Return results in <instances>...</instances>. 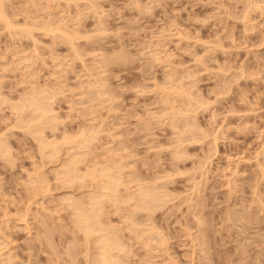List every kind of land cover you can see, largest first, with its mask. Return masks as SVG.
I'll return each instance as SVG.
<instances>
[{"label":"rangeland","instance_id":"obj_1","mask_svg":"<svg viewBox=\"0 0 264 264\" xmlns=\"http://www.w3.org/2000/svg\"><path fill=\"white\" fill-rule=\"evenodd\" d=\"M69 1H72V0H62V2L61 1L58 2L55 0L53 1L49 0V2L48 0H35L36 5H31L32 2H30V0L29 1L28 0H10L9 2L11 3V5L7 4L9 2L5 3L6 6H10V10L8 7H6V11H7L9 19L10 18L13 19L11 20L13 21V23L14 22L18 23V24L16 23L17 25L14 23V26L18 27L17 34H19V32L20 34H23L19 30L20 28H22V25H23V28L28 29L32 27L34 24L36 25V23L41 24L44 22V24H47L49 22V25L52 26V22L54 23L57 19L59 20V18L62 19L61 17H63V21H61L63 24L58 23L57 25L62 24L61 28L63 27L62 28L63 30H65L67 33L69 32V34H71L74 38H77V40L74 39V42H73L77 45L75 46V48H77L75 49L77 50L75 51L77 55H74V52H72L73 49L70 48V46H68L65 42L64 43L61 42L59 38L58 40L56 38L53 40L52 34L47 33L45 35V32L40 33L44 31L42 30V26H41L44 24H41L40 25L41 27L39 28L37 25H36L37 27H34V26L32 27L35 30H33L34 32L31 31L33 37L30 39L29 37L26 38V36L24 38L22 37L23 35H20V34L19 35L21 37L20 36L17 37L16 30H14L15 32H11V31L3 32L4 29H2L3 28L2 26L4 25L2 22H0V35H1L0 36V72L2 71L4 72V73H0V88H1L0 95H3V96H0V101L2 99L5 102H9V101L12 102V103H5L3 101L0 102V104H6L5 106L0 105L1 106L0 107V136L2 134L3 136L5 135V138H3L2 136L0 137V139L3 142H8V143H5L9 145L8 146L9 150L7 149V151H12L10 152L11 153L10 155H8L9 152L6 153L7 155L4 154L5 156H10V157H7L8 159H3L6 157H2L3 155H0V186L2 190H4V191H1V188H0V193H1L0 194V222H2L0 224V233H1L0 238L3 239L5 236V238L9 237L11 239L10 241L9 239H5L6 241L4 239L3 240L0 239L2 242L4 241L8 242V243L2 244V247L5 244H9L8 245L9 252L5 251L4 249L0 247L2 249L0 251L1 252L3 251L2 253L0 252V254L2 255L3 253H6V252L9 253L8 255L7 254H3V255H7V258L9 256H12L11 259L13 260L10 261L11 260L10 259L9 261L10 263L11 262L14 263L15 261L16 263L14 264H69V263L74 264L75 261H76L75 264H87L84 258L85 245H84L83 235L80 231L77 230V228L75 227L73 223V219H71V215H69V214H72V210L71 212H69L70 210L67 209L69 212L68 214V212L65 211L66 205L64 206V208H62L63 205L59 204L60 202L58 203L57 200L58 199L60 200L61 196H63L64 198V195L67 197L72 196V195H74V197H77V195L83 191L84 192L81 194L84 195V193L86 192L85 190L87 191L89 190V188L86 186H90V185L89 183H86L85 187L82 188V190L85 189L83 191L81 189L77 190L78 187L76 184H74L77 187L76 189H75V186H71L72 190L67 189V187L71 188L70 185L67 186V184H66L67 186L66 189L63 188L64 184L62 185L61 182H58V180L54 178L55 175L54 176L52 175L53 173H51L50 169H52V167L53 168L57 167L58 168L57 171L59 172L61 167L59 169L58 165L59 164L61 165L60 162L61 160L64 159L63 157L65 156L54 157V159L57 158L59 162L56 160L53 161L52 159L51 160L49 159V161L47 159H44L45 157H43L42 154H39V151H40L38 150L39 147L37 146L36 141H34L33 139L37 137L34 136L30 138L31 135H33V132L38 130L37 128L39 127V125L37 124L38 122L36 121L33 122V124H35L36 126L38 125L37 127L35 125H34L35 127L32 126L31 125L32 123H29V124L25 123V121H28L27 120L28 118L24 115L23 118L26 117L27 119L25 118L26 120L23 122L21 121V123L22 124L25 123L26 126L29 125L30 126L29 129L34 127L36 128V130L33 128V130H35L33 132L32 130L31 131L29 130L30 132L28 130H24L21 132V129H28V128H25L26 126L22 127V125L17 124V122L20 123V120L18 121L19 118L15 116L17 115V113L14 114L16 111L13 112L11 109L12 106H13L12 108L17 107L18 105L16 106V104L19 103L20 100H23V99H19V97L21 96L23 97L25 93L28 94L32 92V90L30 89L35 83V85L33 86L35 88H38L37 86L42 85L41 88H38L40 90L41 89L43 90L44 87L46 90L47 89L48 90L57 89L59 86L63 89L62 91H60L61 89L59 88L57 89V91L64 93V94L56 93V90H54V94L56 93L57 96L55 97L56 94L54 95V97L51 96V98H54V100L53 99L51 100L50 98L52 102L49 101L50 103H52L50 107L54 108V110L52 109L53 112L54 111L57 112V109H58V112L55 115H58V117H60L61 119L59 120L60 122L56 121L54 123L58 122L60 125L57 128L55 127L56 130L54 131L49 130L50 125H52L53 122L47 121L49 122L48 124L51 123L48 126V128L46 124L41 125L46 128L45 131L42 133V138L43 136L44 138L46 137V139L48 138L47 141L49 140L53 141L56 139L60 140L61 138H58V136L62 135L61 132H64L63 130H65V133L70 134V136L71 135L75 136L74 135L75 133L78 135L79 128L81 129L86 128L84 130H87L91 127H94V128H91L94 130H96L95 128L98 129V127H99V130H101L100 128H102L103 129L102 131L106 130L107 132L99 131L100 135L99 136L97 135V139L95 138L96 140H99V141L95 140L96 142L91 143V145L95 144V146L92 147L89 145L90 147H88L92 149L90 153H92L93 156H95L96 158H100L101 156H102L101 158H103L104 155L102 153H104L105 151L104 154H106L107 150L103 148L102 144L103 143L105 144L104 145L106 146L105 148L110 149V147L113 148L114 146V149H115V146L118 145L116 143L118 140H114L116 141L115 143L117 145H115V143L113 142L111 146H108L107 143L108 142L110 143V141H112L111 139L118 138L120 140L118 141V143H121L123 141L122 142L123 144L125 145L127 144L126 148H124L123 145H122L123 147L119 145L121 148H124L123 151H127L125 153H127L128 156L130 154L133 155V156L131 155L132 157L129 156L128 157L129 159L122 158L123 160L128 159L129 160L128 163L126 160L123 161L122 159L118 157L120 160L123 161V163H125L123 167L124 169H121V171H123V174L126 172L123 175V177L126 174H128L129 176L131 174H134L133 176L137 175L139 178L141 177L139 179L136 176V178L130 182L132 186L130 185L131 187L130 186L129 187L132 189L133 188L136 189L135 187L137 186L134 187L135 184H132V182L142 183V181L145 180L143 181L142 185L143 184L146 186L150 185L149 187H153V184H154L156 185L155 187L158 188L157 191H160L157 194V196L159 195L158 197L160 199V202L162 203L159 202V204H161L159 205L160 207H157L156 210L152 212V216L150 215L152 218L151 219L148 218V220L153 219L152 222H149V223L150 224L153 223L155 225L152 226L153 225L152 224L146 227L151 228L152 226L153 228L156 226L155 229L157 233L160 234V235L156 234L157 235L156 237L160 239L163 238L161 239L163 241L162 242L157 241L153 243L160 242L162 244L159 243L160 246L156 244V246L159 247L158 249H156L157 247L154 246V244H152L154 246V248L152 249H155V250L151 252L152 251L151 249L150 250L147 249L149 247H145L143 245L141 246L142 242L139 241L140 239L137 238L138 240H135L134 238H132V236H130L131 233L130 235H127L129 234L128 232L129 226L125 227L128 229L124 228L126 230L125 232H123L124 234L121 232L123 234L122 237H125L124 238L125 240L122 239V241L127 242V244H130L128 247V245L124 243L127 245V246L125 245L126 247L128 248L131 247L130 250H132V254H131V251L130 253L128 252L129 254H131V256L128 255L127 257H131V258L129 259L127 258V260H123L125 261L124 263L126 264H237L240 262L239 264H242V263L243 264H264V206H263L264 205V187H262L264 186V181L263 183L261 181V180H264V170H263L264 169V158H261V157H264V146H263L264 145V13H263L264 12V5H263L264 0H254V3H257V4H254L256 5V7L253 6V4L251 3L247 4L249 3L250 0H151V1L150 0H80V1L73 0L72 3H68V4L65 3ZM91 2H92V5L94 6H91ZM35 3L33 2V4ZM258 3L261 5H259ZM48 6L51 8H48ZM141 6L145 8L146 11H144L145 9L141 8ZM32 7L36 9H33ZM62 7H65V8H62ZM90 7L92 10L90 9ZM47 14L49 15L52 14L51 15L52 17L48 16ZM62 14H64V16ZM93 15H96V16H93ZM47 16L50 17L49 20H47L46 18ZM79 16L82 18H80ZM33 20L35 22H33ZM46 20L48 22H46ZM97 21L99 22L97 23ZM56 23L57 22H55L54 24L56 25ZM55 25L54 27H56ZM74 26H77V27H74ZM39 29L40 31H36ZM6 32H9V33L7 34ZM12 33L13 34L15 33V39L14 37L10 39L11 37L9 36H11L10 34ZM57 34L58 33H56L55 35ZM160 34L162 36H160ZM94 35L95 37H93ZM177 36H180L182 38L179 39L180 37H177ZM32 40L34 42H32ZM33 43H36V44L33 45ZM37 44L40 46H38ZM157 44H159L158 46H161V50L167 51L165 52L166 54L168 55L170 54L169 56H170V59H172L171 60L172 63L170 62V59H168L169 60L168 63H171V65H168V64L164 65L165 61L164 62L161 61L163 59L162 54H159V56L157 55L158 57H161V59H158V58L151 59L152 57L150 56L151 50H153L152 51L153 53L160 50V48L158 47L157 48L158 50L155 51ZM36 47L38 51L36 50ZM34 48L36 51L34 50ZM24 49H26V51ZM6 50H9V51L7 52ZM146 50H149V51L144 52ZM4 52H6V54ZM35 52H37V54H34ZM14 53L16 55L18 54L17 57H15L16 55ZM24 54L28 56L30 55L29 57L26 56L28 58V59L26 58V62L28 60L27 64H25L26 62L24 59L25 58ZM2 55H5V57H3ZM54 55L56 56V58H53ZM72 56H75V57H72ZM77 56H79V59L77 58ZM84 56L86 57L84 58ZM194 56L196 57L193 58ZM82 57L84 59H81ZM105 57L106 58L108 57L109 60L112 59L113 62L112 61H110L111 63L106 62L107 64L106 65L105 63H103V60L106 59ZM40 58L43 59L45 63ZM89 59H91V62H89L90 61ZM143 59L145 61H143ZM55 60L60 62V64H62L61 66L60 64H58V66H60L59 70L61 71V73L64 72L63 74L58 73L60 71L56 70L58 68L56 66L57 62ZM81 60L82 62H80ZM147 60L148 61L156 60V61L147 63L148 62ZM11 62H13L12 65L10 64ZM17 63H19V65ZM81 63L82 65H80ZM116 63H119V65L121 64L122 65L118 67ZM43 64L45 66H43ZM5 65L9 67H4ZM23 65H27L25 67L27 68L31 67V68L28 70L24 69ZM53 65H55L56 67L55 66L53 67ZM172 65L174 66L172 67ZM15 66L18 70H16ZM82 66L83 68L87 66L88 68L87 67L86 68L88 70L86 68L83 69ZM95 66H98L99 68ZM12 67L14 69H12ZM61 68L63 69V71ZM167 68H170L172 71ZM25 70L28 72L30 71V73L25 72ZM95 70L96 72H94ZM174 70L176 71L173 72ZM85 71L87 72L85 73ZM71 72H74V73H71ZM171 72L175 74V77L173 78L171 77V76H174L173 73ZM90 73H93L92 74L93 77L91 78H90V75H91ZM98 73L99 75H97ZM169 73H170V79L175 78L174 80H171L172 82H174V83H171L174 85L173 88L175 86H177V88L179 87L182 88L185 86L186 88L184 87L183 89H187L189 91L191 90L193 93L197 95L200 94L198 96L195 95V97L197 99L200 97L199 100L202 105H204L206 102H208L206 105L211 104L209 106H204V107L196 106L195 108H198V109L195 110V108H193L189 102H182V101H185V99L184 100L182 98L177 99L178 98L177 97L175 98L176 99L175 100L173 98L176 101V103H173V104H176L177 108L179 107V110H185V109L189 110V112H187V114L189 113L187 115V119L190 121L195 119L196 121L195 120L194 121L197 122L196 125H198L197 128L200 127V130L204 131L206 134L204 135L205 137L200 136L199 133L195 134V135H198V137L194 138L195 139L194 141L190 140L193 143L187 140L183 141L182 142L183 144L181 145V147L185 150V156H184V160L180 159L181 161L179 160L178 162L175 158H173L175 157L173 155V153L175 152L173 151V149L175 150L177 149V146H178L177 144L179 143L175 144V141L177 142L176 138H179V137H177L176 136L177 134L174 131H172L171 126H168L169 118H166V117H170L171 111L170 113L168 111L172 109L167 110L166 111L167 113L164 112L172 104H170L171 101L164 103L163 99L166 98L165 92H164L165 98L162 95L163 92H158V91H161L162 89L160 87H165V89L166 87L171 88V85H160L165 81L170 82V80H167L165 78L167 76L166 74H169ZM28 74L29 75L32 74L30 75L31 77H29ZM49 74H52V75L48 76ZM75 74H77L79 78ZM188 75L191 76L190 79L188 78L189 77ZM32 76H35L36 78ZM2 77L3 79L1 81ZM74 77H76V79ZM85 77L86 79H84ZM98 77L102 79L100 82L103 85L99 84L100 78ZM95 79H97L98 81H95ZM91 80L94 81L95 85L99 84L98 86H102V87H99L100 88L99 92L105 91V94L107 95V96L106 95L103 96L101 95V93L98 94L100 95V97L103 96V98H105V100L101 98L105 102L100 101L101 99L100 97H98L99 100L97 101L98 103L99 102L101 103L97 106L98 108L95 107L97 114L95 113V110L92 108L94 107L92 106L93 104L95 103L97 104L96 100L94 101L92 99L94 102H89V100L87 99V98L91 99L92 97L93 98L97 97L95 95L97 94L98 91L94 95L95 89H91L92 87L95 86L94 84H92ZM161 80H165V81L161 82ZM48 82L50 84V85L48 84L49 85L48 87H51V89L47 88L46 86ZM22 83L25 86H23ZM62 83H65L64 87ZM77 83H80V84L78 85ZM182 83H184L185 85ZM53 84L56 86H53ZM81 84L83 85L80 86ZM87 84H91V85L89 86ZM76 86H78V89L80 90L82 88H85L82 90H87L86 92H88V89L93 91L91 93L89 92L87 93V94H93V96L87 95L88 97L84 98L81 95L84 94L85 92L83 93L82 91H79L76 88ZM7 87H9V89H7ZM86 87L88 89H86ZM157 87H159L160 90L159 88L157 89ZM106 88L107 89L110 88L109 90L110 96L108 95L109 92L108 90H106ZM28 89L31 92H28L29 91ZM151 90L156 93L151 92ZM51 91L53 92V90ZM49 92L48 94L52 95ZM44 93L47 94V92H44ZM79 93H82V94H79ZM4 96H7V98L12 99V100H9ZM40 96H42V94H40ZM40 96H39V99H40ZM84 96L86 95L84 94ZM106 97H109V98H106ZM15 99L17 100L15 101ZM107 101L109 104L106 103ZM157 101H159L158 104H157ZM160 103H163V104H160ZM166 103H168L169 105H166ZM12 104H14L15 106ZM155 104L158 107H154ZM176 105H173L171 107H175ZM86 107H89L88 111H91V113L93 112L92 110H94L95 114L92 113V115L94 114L92 117L90 114L89 115L90 118L85 115L88 113ZM192 108L194 111L192 110ZM97 109H99L100 111L99 110L97 111ZM101 109H103L104 111ZM107 111H110V112H107ZM106 114H108V116ZM151 114L153 116H151ZM156 114L157 116H155ZM22 115L20 114L19 116L22 118ZM99 115H101V117H103L104 115V117L101 118ZM163 115H164V118L162 117ZM155 117L158 120L155 119ZM62 118L64 119L62 120ZM83 118L85 119L83 120ZM92 118L93 120H91ZM75 119H77V121ZM164 119H165L164 121L165 123L164 122L162 123ZM102 120H104L103 121L104 124H101ZM180 120L183 121V119L181 118ZM93 121L94 122L97 121V122L94 123ZM82 124H85V125H82ZM100 124L101 126L103 125V127H101ZM13 125H16L19 127L16 129L15 127H12V129L10 130L9 126H13ZM116 126L119 128H116ZM178 126L180 127V125ZM150 127L153 129H151ZM6 128H9V129L6 130ZM111 128L114 130H112ZM181 128H182V125H181ZM5 130L6 132L4 133ZM40 130H42V128H40ZM79 131L81 130L79 129ZM88 131H92V130H88ZM121 131L124 132V134H122ZM181 131L182 129L180 130V132ZM28 133H32V134L28 135ZM109 133L113 134L114 138L111 137L110 139L111 135H109ZM174 133L176 135H172ZM103 134H106V135H103ZM178 134L181 135L182 133H178ZM53 137L55 139H53ZM187 138H189V135L187 137L184 136V139H187ZM198 140L200 141L198 142ZM98 143H101V144H98ZM170 145L172 146L177 145V146L171 147ZM119 146H117V148ZM94 147H96V149H94ZM98 147L99 149H97ZM169 148L171 149L168 150ZM85 149L86 148L82 149L80 153H85V152L87 153L88 150H85ZM94 150L96 151L94 152ZM121 151H117L119 154L123 155L121 157H124V156L127 157V155L124 152L121 153ZM62 153L63 152H61L60 154L63 155ZM90 153H89V156H91ZM167 153L169 154L167 155ZM40 155L42 159L39 158ZM108 155L109 154L105 156L107 159H104V158L102 159L103 162H105L104 160H107L106 162L109 161L110 158ZM186 155L188 156L187 158H186ZM89 156H87L85 162L79 165V168L82 172L84 171L86 166L91 167L92 163L96 161V160L91 159L94 157H91L90 159L92 161H90L88 159ZM133 157L135 158L133 159ZM10 158H13L12 161L10 160ZM43 159L46 161V162L44 161V164L42 161ZM3 160H5V162ZM98 160L99 159H97V161ZM139 160H142V161H139ZM257 160L258 162L260 161L261 163L255 162ZM6 161H8L9 163ZM40 161L42 162L40 163ZM49 162L52 165H50ZM168 162L171 163L173 166L172 165L170 166ZM254 163L255 164L257 163V164L255 165ZM35 164H38L39 166ZM102 165H104V163ZM198 165L199 166L201 165V166L199 167ZM260 166H261V169H259ZM37 167H38V170H37ZM41 167L43 169V171L41 169L42 173L44 174L45 172L46 174L44 175H47V177L46 176H43V177L48 179V181H52V182H48L49 184H46L47 186L43 185L44 188H48V189L38 188L35 182L36 178L39 176L38 173L39 172L41 173V171H39V168ZM52 170H55V169H52ZM37 171L39 172L35 173ZM179 171H181L182 173ZM191 173L192 175H190ZM232 173L234 174L232 175ZM43 174H40V175H43ZM177 174L179 178H177ZM254 174L256 175L254 176ZM133 176H131L132 177L131 179L134 178ZM157 177L159 178L157 179ZM30 178L33 181H30ZM124 178L127 179V177H124ZM231 178L233 180V183H230ZM46 179H44V184L47 182L45 181ZM54 180H57V181H54ZM125 181H128V180H125ZM32 182L33 183L35 182L34 185L36 186L35 188L37 190L34 187H32L34 186ZM23 183H26L25 186L23 185ZM126 183H129V182H126ZM59 184L62 185V187H60ZM229 184L233 185L234 187L233 186L231 187V185ZM253 185H256V186H253ZM30 187L35 189L38 195L37 193L34 195L35 193L34 191H33L34 193H32L33 195H30L31 194L30 191L32 190ZM232 188H233V192L231 191ZM162 189L165 190V193L161 191ZM253 189L254 191L257 190V192L255 191L256 194L253 191ZM69 190H71L72 192H74L75 190V194L70 192L71 194L67 195V193H69L68 192ZM131 190L130 191L128 190V191L131 192ZM133 191L134 190H132V192ZM181 191L185 192L187 195L185 193H182ZM123 192H126V191L123 189ZM123 192H120V193H123ZM175 192H177V195ZM2 194H5V195H2ZM162 194L163 195L165 194L164 197H162ZM119 195H122V194H119ZM258 196L260 198H257ZM9 198H13V199H9ZM34 198H36L37 200ZM10 200H13V201H10ZM29 200L33 203L30 204ZM261 201L263 202L261 203ZM126 202H127L128 207L131 208L130 204H133L132 202L134 201H131L129 203L128 201ZM178 203L182 207H180ZM260 203L263 205H261ZM29 204L31 206H29ZM114 204L119 205L117 204V202L113 203V206ZM122 204H125V203H120V207H119L120 210L118 209V212L120 213L116 212L117 213L116 214L113 211V214L111 213L109 214L108 212L107 213L105 212L106 214H108V218L109 220L111 219L110 221L112 223L111 224L110 221L107 220L108 218L105 217L106 220L109 221L107 222L105 220L104 223L106 225L108 223L113 226V224L115 223L114 225L116 228L118 229L119 227L123 228L120 225L122 224L121 223L122 220H120L119 218L123 219L124 222H127L129 217L128 215H126L125 212L131 211L130 213H132V210L134 212L135 209L132 208V210L125 211L124 209L125 208L128 209V207L124 205L122 206ZM12 205L13 206L16 205V207H13ZM59 205L61 206V208ZM111 205L112 204H108L107 206L106 204L105 208H108V207L111 208ZM26 207H28L29 209H27ZM117 208L115 209L117 210ZM62 209H65V210L63 211ZM18 210H20L21 213ZM105 210L107 211L108 209H105ZM137 211L139 210H136V212ZM109 212H112V211L109 210ZM136 212L132 214L137 215L135 216L136 217L135 219L138 221L137 223H140L139 221H141L140 224L142 223L148 224V222L145 221L146 216L143 217V215H145L143 211L142 212L139 211L137 213ZM67 214L69 216H67ZM122 214L127 216L128 218L127 221H125L126 219H124L126 218V216ZM234 214L236 215L233 216ZM49 215H51V217ZM68 217L70 218L69 221L71 222L68 221L69 219ZM131 217L132 216H130V219H132ZM1 218H3L2 221H1ZM52 219L54 220V222ZM136 220H134L133 222L136 223L135 222ZM245 220L247 221L249 220L250 223ZM44 221H45V224H43ZM116 223H118L119 227H117ZM126 224H124V226ZM212 224L214 227L212 226L210 228ZM144 225L143 227H145ZM138 227L139 229L142 228V226L141 227L138 226ZM58 228H59V231H58ZM46 230H49V231L46 232ZM120 230L124 231L123 229H120ZM213 230H214V234L212 233ZM50 231L53 232V234H51V235H54L53 237L49 236ZM71 231H74V232H71ZM201 235L202 236L206 235V236L201 237ZM44 236H49V237H45L44 239ZM153 236L155 238L154 232H153ZM47 238H52L50 239V240H53L51 241L52 243L49 240H48L49 242H46ZM160 239H154V240H160ZM197 239H200L203 243L202 242L200 243V240L198 241ZM228 240H230V242ZM136 241H139L140 244L139 242H136ZM2 242H0V244ZM197 244H200V245H197ZM193 245L194 246L197 245V247L196 246L194 247ZM143 247H145L146 250ZM69 249H70L71 254L69 255L65 254L69 252L68 251ZM50 250L52 251V253ZM146 251H149L151 255H149V253ZM237 252H239V254H237ZM133 254H136V256ZM147 254L148 256H150L149 258L148 256H145ZM5 258L4 256L0 257V260H1L0 264H4L2 262L4 261L3 259ZM70 258H72L75 261L70 262L72 261V259ZM124 258L126 259V257ZM139 258H141V260ZM235 259H240V260H236L235 262ZM133 260L134 262H131ZM47 261H50V262H47Z\"/></svg>","mask_w":264,"mask_h":264},{"label":"bare ground","instance_id":"obj_2","mask_svg":"<svg viewBox=\"0 0 264 264\" xmlns=\"http://www.w3.org/2000/svg\"><path fill=\"white\" fill-rule=\"evenodd\" d=\"M10 1V0H9ZM9 1H7V0H0V22H2L3 23V25L4 26H2L1 28L2 29H4V31L3 32H5V31H11V32H15L14 30H16V34H17V29H18V27H15L14 26V23L16 24L17 22H14L13 23V21H11V20H13V19H9V17H8V14H7V11H6V7H8L9 8V10H10V6H6L5 5V3L6 2H9ZM29 1V0H28ZM53 1V0H52ZM55 1H58V2H62V0H55ZM73 1V0H72ZM72 1H69V2H65L66 4H68V3H72ZM78 1H80V0H78ZM151 1V0H150ZM30 2H32L31 3V5H36V3H35V0H30ZM33 2L35 3V4H33ZM46 2V1H45ZM48 2H49V0H48ZM90 2V1H89ZM131 2V1H130ZM247 2V1H246ZM258 2H260V1H258ZM261 2H263V1H261ZM25 3V2H24ZM53 3V2H52ZM140 3V2H139ZM253 4V6H255L256 7V5H254V4H257V3H254V0H250L249 1V3H247V4ZM8 5H11V3L9 2V3H7ZM18 4V3H17ZM38 4V3H37ZM133 4V3H132ZM246 4V5H247ZM259 4V3H258ZM40 5V4H39ZM49 5V4H48ZM87 5V4H86ZM259 5H261V4H259ZM264 5V4H263ZM14 6V5H13ZM89 6V5H88ZM91 6H94V5H92V2H91ZM137 6V5H136ZM139 6V5H138ZM143 6V5H142ZM141 6V8H143ZM148 6V5H147ZM252 6V5H251ZM258 6V5H257ZM24 7H26V6H24ZM259 7H261V6H259ZM14 8H16V7H14ZM22 8V7H21ZM33 9H36V8H34V7H32ZM48 8H51V7H49L48 6ZM62 8H65V7H62ZM98 8H100V7H98ZM97 8V9H98ZM19 9V8H18ZM27 9V8H26ZM31 9V8H30ZM38 9V8H37ZM46 9V8H45ZM61 9V8H60ZM90 9H91V7H90ZM143 9H145V8H143ZM248 9V8H247ZM254 9V8H253ZM255 9H257V8H255ZM260 9V8H259ZM21 10V9H20ZM41 10V9H40ZM48 10V9H47ZM92 10V9H91ZM101 10V9H100ZM246 10V9H245ZM251 10V9H250ZM263 10V9H262ZM58 11V10H57ZM61 11V10H60ZM64 11V10H63ZM144 11H146V9L144 10ZM261 11V10H260ZM149 12H151V11H149ZM246 12V11H245ZM15 13V12H14ZM18 13V12H17ZM52 13V12H51ZM141 13V12H140ZM264 13V12H263ZM29 14V13H28ZM50 14V13H49ZM49 14H47L48 16H50V17H52L51 15L53 14H51V15H49ZM90 14V13H89ZM96 14V13H95ZM246 14H248V13H246ZM262 14V13H261ZM33 15V14H32ZM63 16H64V14H62ZM16 16H18V15H16ZM26 16H28V15H26ZM39 16H41V15H39ZM46 17L47 18V20H49V18L50 17ZM56 16H58V15H56ZM92 16V15H91ZM93 16H96V15H93ZM99 16H101V15H99ZM23 17H25V16H23ZM31 17V16H30ZM34 17V16H33ZM80 17V16H79ZM243 17V16H242ZM250 17V16H249ZM26 18H28V17H26ZM38 18V17H37ZM62 19H60L59 18V20L57 19L55 22H57L56 23V25L52 22V26L51 25H49V22L46 20V22H48L47 24H44V22L43 23H41V24H44V25H41V24H37L36 23V25L38 26V28L39 27H41L42 26V30H44V31H42V32H40V33H43V32H45V35L47 34V33H50V34H52V38H53V40L56 38L57 40H58V38H59V40L61 41V42H65L68 46H70V48H72L73 49V51L72 52H74V55H77L76 54V52L75 51H77V50H75V49H77V48H75V46H77L75 43H73L74 42V39L75 40H77V38H74L71 34H69V32L67 33L65 30H63L62 28H61V25L63 24L61 21H63V17H61ZM74 18V17H73ZM80 18H82V17H80ZM97 18H99V17H97ZM241 18V17H240ZM248 18V17H247ZM36 19V18H35ZM94 19V18H93ZM32 20V19H31ZM54 20H55V18H54ZM83 20V19H82ZM242 20H243V18H242ZM77 21V20H76ZM75 21V22H76ZM28 22H30V21H28ZM33 22H35L34 20H33ZM37 22V21H36ZM85 22V21H84ZM99 21H97V23H98ZM246 22H247V20H246ZM245 22V23H246ZM58 23H62V24H59V25H57ZM78 23H80V22H78ZM243 23V22H242ZM18 24V23H17ZM16 24V25H17ZM65 24V23H64ZM76 24V23H75ZM20 25V24H19ZM35 24L33 25L34 27H37ZM41 25V26H40ZM54 25L56 26V27H54ZM79 25V24H78ZM249 25V24H248ZM251 25V24H250ZM29 26V25H28ZM32 26V27H33ZM58 26H60V27H58ZM101 26V25H100ZM253 26V25H252ZM32 27H30V28H28V29H26V28H23V25H22V28H20L19 30L23 33V34H20V32H19V34L20 35H23L22 37H24L25 38V36H26V38L27 37H29L30 39L33 37L32 36V33H31V31H33V30H35L34 28H32ZM74 27H77V26H74ZM79 27V26H78ZM249 27V26H248ZM254 27V26H253ZM99 28V27H98ZM97 28V29H98ZM5 29H7V30H5ZM72 29V28H71ZM85 29V28H84ZM101 29V28H100ZM245 29V28H244ZM75 30V29H74ZM36 31H40V29L39 30H36ZM34 32V31H33ZM76 32H78V31H76ZM7 34L9 33V32H6ZM56 33H58L57 35H55ZM71 33V32H70ZM163 33V32H162ZM178 33V32H177ZM19 34H17L16 36L18 37V36H20ZM76 34V33H75ZM78 34V33H77ZM179 34V33H178ZM11 36H9V37H11L10 39H12L13 37H14V39H15V33L13 34H10ZM79 35H81V34H79ZM184 35V34H183ZM1 36V35H0ZM88 36H90V35H88ZM159 36V35H158ZM160 36H162L161 34H160ZM8 37V36H7ZM21 37V36H20ZM93 37H95V35L93 36ZM177 37H180V36H177ZM28 38V39H29ZM44 38V37H43ZM46 38V37H45ZM62 40H61V39ZM182 37H180L179 39H181ZM83 39V38H82ZM91 39V38H90ZM187 39V38H186ZM52 40V41H53ZM79 40V39H78ZM84 40V39H83ZM156 40V39H155ZM12 41V40H11ZM10 41V42H11ZM36 41V40H35ZM99 41V40H98ZM163 41V40H162ZM180 41V40H179ZM182 41H183V39H182ZM32 42H34L33 40H32ZM57 42V41H56ZM84 42V41H83ZM150 42V41H149ZM152 42V41H151ZM41 43V42H40ZM178 43V42H177ZM36 43H33V45H35ZM42 44V43H41ZM65 44V45H66ZM38 45V44H37ZM43 45V44H42ZM66 45V46H67ZM159 44H157L156 46V48H155V51H157L158 49V47L160 48V50H158L157 52H155V53H153L152 51L153 50H151V54H150V56H152L151 57V59L153 58V59H155V58H158V59H161V57H158L159 56V54H162L163 56V59L161 60L162 62H164L165 61V63H164V65L165 64H168V65H171V63H172V59H170V54L168 55V54H166L165 52H167V51H163V50H161V46H158ZM161 45V44H160ZM38 46H40V45H38ZM50 46V45H49ZM67 46V47H68ZM85 46V45H84ZM98 46V45H97ZM164 46V45H163ZM35 47V46H34ZM69 48V49H70ZM148 48V47H147ZM149 48H150V46H149ZM167 48V47H166ZM182 48V47H181ZM18 49H20V48H18ZM38 49H39V47H38ZM68 49V50H69ZM71 49V50H72ZM81 49V48H80ZM100 49V48H99ZM25 51H26V49H24ZM34 50H35V48H34ZM36 50H37V47H36ZM35 50V51H36ZM70 50V51H71ZM179 50V49H178ZM7 52L9 51V50H6ZM25 51H23V52H25ZM38 51V50H37ZM41 51V50H40ZM79 51V50H78ZM149 50H146V51H144V52H148ZM22 52V53H23ZM28 52H30V51H28ZM183 52V51H182ZM5 54H6V52H4ZM71 53V52H70ZM78 53V52H77ZM79 53H81V52H79ZM92 53V52H91ZM169 53V52H168ZM15 54V53H14ZM28 54V53H27ZM34 54H37V52H35ZM88 54V53H87ZM97 54V53H96ZM148 54V53H147ZM16 55V54H15ZM18 55V54H17ZM17 55L15 56V57H17ZM20 55V54H19ZM25 55V54H24ZM56 55V54H55ZM54 55V56H55ZM86 55V54H85ZM158 55V56H157ZM3 57H5V55H2ZM11 56H13V55H11ZM21 56V55H20ZM29 57L28 55H25V62H26V58L27 57ZM36 56V55H35ZM49 56V55H48ZM51 56V55H50ZM53 56V58H56V56L54 57ZM89 56V55H88ZM92 56V55H91ZM96 56V55H95ZM72 57H75V56H72ZM81 57V56H80ZM86 56H84V58H85ZM196 56H194L193 58H195ZM77 58L79 59V56H77ZM83 57L81 58V59H84ZM92 58V57H91ZM97 58V57H96ZM95 58V59H96ZM106 58V57H105ZM112 58V57H111ZM175 58V57H174ZM199 58V57H198ZM198 58H196V59H198ZM204 58V57H203ZM19 59H20V57H19ZM28 59V58H27ZM41 59V58H40ZM157 59V60H158ZM168 59H170V62L171 63H168ZM208 59V58H207ZM31 60V59H30ZM41 60H43V59H41ZM69 60V59H68ZM72 60V59H71ZM90 61L89 62H91V59H89ZM54 61V60H53ZM56 61V60H55ZM101 61H102V59H101ZM110 61H112V59L111 60H109V58L107 57L105 60H103V63H105L106 64V62H110ZM143 61H145L144 59H143ZM148 61V60H147ZM153 61H156V60H153ZM153 61H148L147 63H149V62H153ZM160 61V60H159ZM199 61V60H198ZM18 62H19V60H18ZM42 62V61H41ZM43 62L45 63V61L43 60ZM48 62H49V60H48ZM57 62V64H56V66H57V68L58 69H56V70H58V71H60L59 70V68H60V66L62 65V64H60V62H58V61H56ZM71 62V61H70ZM80 62H82V60L80 61ZM86 62H87V60H86ZM85 62V63H86ZM94 62V61H93ZM113 62V61H112ZM21 63V62H20ZM28 63V60H27V62L25 63V64H27ZM34 63V62H33ZM47 63V62H46ZM52 63V62H51ZM102 63V62H101ZM111 63V62H110ZM110 63H108V64H110ZM157 63V62H156ZM197 63V62H196ZM8 64V63H7ZM6 64V65H7ZM11 65L13 64V62H11L10 63ZM18 65H19V63H17ZM58 64H60V66H58ZM73 64V63H72ZM117 65H118V67L119 66H121V65H119V63H116ZM146 64V63H145ZM161 64H163V63H161ZM174 64V63H173ZM202 64H204V63H202ZM4 66V67H9V66ZM80 65H82V63L80 64ZM84 65V64H83ZM91 65V64H90ZM107 65V64H106ZM147 65H149V64H147ZM154 65V64H153ZM163 65V66H164ZM183 65V64H182ZM198 65V64H197ZM24 66V69H30V68H27V67H25V66H27V65H23ZM43 66H45L44 64H43ZM49 66H51V65H49ZM55 65H53V67H54ZM55 66V67H56ZM108 66H110V65H108ZM128 66V65H127ZM146 66V65H145ZM174 65H172V67H173ZM200 66V65H199ZM203 66V65H202ZM3 67V68H4ZM17 67H19V66H17ZM87 67V66H86ZM85 67V68H86ZM95 67H98V66H95ZM112 67V66H111ZM115 67H117V66H115ZM170 67V66H169ZM171 67V68H172ZM15 68H16V66H15ZM82 68H83V66H82ZM85 68H83V69H85ZM88 68V67H87ZM86 68V69H87ZM99 68V67H98ZM122 68H124V67H122ZM162 68H164V67H162ZM12 69H14L13 67H12ZM38 69V68H37ZM62 69V68H61ZM167 69H169V70H171L170 68H167ZM177 69V68H176ZM201 69H202V67H201ZM16 70H18L17 68H16ZM23 70V69H22ZM55 70V71H56ZM69 70V69H68ZM79 70V69H78ZM88 70V69H87ZM93 70H94V68H93ZM147 70V69H146ZM161 70V69H160ZM206 70V69H205ZM5 71V70H4ZM11 71V70H10ZM55 71H53V72H55ZM62 71H63V69H62ZM90 71H91V69H90ZM164 71V70H163ZM172 71V70H171ZM176 70H174L173 72H175ZM183 71V70H182ZM188 71V70H187ZM20 72H21V70H20ZM20 72H18V73H20ZM25 72H28V71H26L25 70ZM38 72V71H37ZM87 71H85V73H86ZM94 72H96V70L94 71ZM165 72V71H164ZM173 72H171V73H173ZM184 72V71H183ZM0 73H4L3 71L2 72H0ZM22 73H24V72H22ZM28 73H30V71L28 72ZM58 73H60V74H63L64 72H62L61 73V71L60 72H58ZM57 73V74H58ZM71 73H74V72H71ZM78 73V72H77ZM80 73V72H79ZM89 73V72H88ZM162 73V72H161ZM182 73V72H181ZM185 73H186V71H185ZM7 74V73H6ZM36 74V73H35ZM38 74V73H37ZM84 74V73H83ZM91 75H90V78L91 77H93V73H90ZM18 75V74H17ZM25 75H27V74H25ZM29 75V74H28ZM30 75H32V74H30ZM29 75V77H31ZM50 75H52V74H49L48 76H50ZM75 75H77V74H75ZM95 75V74H94ZM97 75H99V73L97 74ZM100 75H102V74H100ZM167 76L165 77V75H164V77L167 79V80H170V82L168 83L167 81H165V80H161V82L162 81H165V82H163V83H165V84H160V85H171V88H169V87H166V89H165V87H160V88H164L163 90L161 89V91H158V92H163V97L165 98V94H166V98L165 99H163L164 100V103L165 102H170V104H172V105H170L169 107H168V109H166L164 112H166L167 110H169V109H172V110H169L168 112L170 113V111H171V114H170V117H166V118H169V125L168 126H171V129H172V131H174L175 133L174 134H172V135H176L177 137H179V138H176V140H177V142L175 141V144L176 143H179V144H177V145H175V146H177V149L175 150V149H173V151H175L174 153H173V155L175 156V157H173V158H175L176 160H177V162L180 160V159H183L184 160V156H185V150L181 147V145L183 144L182 142L183 141H185V140H187V141H190V140H195L194 138H196V137H198V135H195V134H197V133H199V135L200 136H203V137H205L204 135H206L205 134V132L204 131H202V130H200V127L199 128H197V126L198 125H196L197 124V122H195L196 120L195 119H193L192 121H190V120H188L187 119V115L189 114H187V112H189V110H179V107L177 108V105L176 104H173V103H176V99L175 98H177V99H180V98H182L183 100L185 99V101H182V99H181V101L182 102H189L190 104H191V106L193 107V108H195L196 106L197 107H199V106H201V107H204V106H209V105H211V104H209V105H206L208 102H206L204 105H202L201 104V102H200V100H199V98L197 99L196 97H195V95L196 96H198V95H200V94H195V93H193L191 90V92L189 91V90H187V89H183L184 87H179V88H177V86H175L174 88H173V84H171V83H174V82H172L171 80H174V79H172L173 77H175V74L173 73V75L174 76H171L172 78L170 79V73L169 74H166ZM168 75H169V77H168ZM178 75V74H177ZM180 75H182V74H180ZM3 76V75H2ZM38 76V75H37ZM44 76V75H43ZM47 76V75H46ZM45 76V77H46ZM57 76V75H56ZM55 76V77H56ZM74 76V75H73ZM78 76V75H77ZM85 76V75H84ZM86 76H88V75H86ZM186 76V75H185ZM189 76V75H188ZM196 76V75H195ZM24 77V76H23ZM32 77H34V78H36L35 76H32ZM54 77V78H55ZM65 77V76H64ZM180 77V76H179ZM190 77L191 76H189L188 78L190 79ZM16 78V77H15ZM33 78V79H34ZM57 78V77H56ZM61 78H63V77H61ZM75 79H76V77H74ZM78 78H79V76H78ZM88 78V77H87ZM95 78H97V77H95ZM98 78H100V77H98ZM184 78H186V77H184ZM2 79H3V77L1 78V81H2ZM7 79V78H6ZM17 79V78H16ZM16 79H15V81H16ZM51 79V78H50ZM60 79V78H59ZM64 79H66V78H64ZM74 79V80H75ZM81 79H83V78H81ZM84 79H86V77L84 78ZM93 79V78H92ZM195 79V78H194ZM14 80V79H13ZM28 80V79H27ZM43 80V79H42ZM49 80V79H48ZM47 80V81H48ZM56 80V79H55ZM94 80V79H93ZM93 80H91L92 81V84H94L95 85V83H94V81ZM102 79L100 78L99 79V84L100 85H103L100 81H101ZM153 80H155V79H153ZM185 80H187V79H185ZM25 81V80H24ZM23 81V82H24ZM54 81V80H53ZM95 81H98L97 79H95ZM196 81V80H195ZM29 82V81H28ZM28 82H27V84H28ZM43 82V81H42ZM52 82V81H51ZM57 82V81H56ZM81 82V81H80ZM103 82V81H102ZM157 82V81H156ZM190 82V81H189ZM197 82H199V81H197ZM3 83V82H2ZM8 83V82H7ZM21 83V82H20ZM25 83V82H24ZM44 83V82H43ZM82 83V82H81ZM155 83V82H154ZM166 83H168V84H166ZM23 84V83H22ZM30 84V83H29ZM38 84V83H37ZM49 82L47 83V85L46 84H44V85H46L47 86V88H49V89H51V87H48L49 85ZM55 84V83H54ZM53 84V86H56V85H54ZM78 85L80 84V83H77ZM99 84H96L95 86H97V87H90L91 89H95L94 90V95L96 94V92H97V94L95 95V96H97L96 98L94 97H92L91 99L90 98H87L89 95H92L93 96V94H87L88 92L89 93H91V92H93V91H91V90H89L87 87H86V89H88V92H86L87 90H82V89H85V88H82L81 90L80 89H78V86H76V88L79 90V91H82L86 96H84V94H82V93H79V94H82L81 96H83L84 98H87L88 100H89V102H94L95 100H96V102H97V104L95 105V104H93L92 106H94V107H92L94 110H95V107H97L101 102H99L98 103V101L97 100H99V98L98 97H100V95H98V94H100L101 93V95H103V96H105L106 94H105V91H103V92H99V90H100V88L99 87H102V86H98ZM153 84V83H152ZM182 84H184V83H182ZM190 84H192V83H190ZM4 85V84H3ZM35 85V83L33 84V86ZM62 85H63V87H64V85H65V83H62ZM83 84H81L80 86H82ZM87 85H91V84H87ZM139 85H140V83H139ZM185 85V84H184ZM188 85V84H187ZM23 86H25L24 84H23ZM32 86V88L30 89V90H32V92L29 90L28 92H31V93H28V94H24L23 95V97L21 96V97H19V96H17V97H19V99H23V100H20L19 101V103H20V105H19V103H17L16 104V106L17 107H14V108H12L11 107V109H12V111L13 112H15L14 114H16L17 113V115H15L16 117H18L19 119H18V121L20 120V123L19 122H17V120H16V122H17V124L18 125H22V127L23 126H26V124L25 123H32L31 125L32 126H34L35 124H33V122H38L37 124L39 125V127L40 128H42V130H40V128L39 127H37L36 125V127L38 128V130H36V128H34V127H32L31 129H29L30 128V126L28 125V126H26L25 128H28V129H21V132L22 131H24V130H32V132L33 131H35V132H33V135H31L32 133H28V135H31V137L30 138H32V137H37V138H33L34 139V141H36V143H37V146L39 147V149L38 150H40L39 151V154H42L43 155V157H45L44 159H47L48 161H49V159L51 160H53V161H58L57 160V158L56 159H54V157H59V156H65V157H63L62 159L63 160H61V159H59V160H61V165L59 164L58 166H59V169H60V167H61V171L59 170V172L57 171L58 170V168L57 167H55V168H53L52 167V169H55V170H52V169H50L51 170V173H53L52 175L54 176L55 175V179H57L58 180V182H61V184L64 186L63 188H65L66 189V187L68 186V185H70V187L71 186H75L74 184H76L77 185V187L75 186V189L77 188V190L78 189H81L82 190V188L83 187H85V184L86 183H89V185L90 186H86V187H88L89 188V190L87 191V190H85V189H83V190H85L86 192L84 193V195H82L81 193H83V192H81V193H79L78 195H77V197H74V195H72V196H69V197H67V196H65L64 195V198H63V196H61V199L59 200H57L58 201V203L59 204H62L63 206H62V208H64V206H65V208H66V210L65 209H62L63 211L65 210V211H67L68 212V210L67 209H69L70 211L69 212H71V210H72V214H69V212H68V214L69 215H71V219H73V223H74V225H75V227L77 228V230L78 231H80L81 233H82V235H83V240H84V245H85V249H84V258H85V260H86V263L87 264H126V263H124L125 261H123V260H127V258L129 259V258H131V257H127L128 255L129 256H131V254H132V250H130V248H128L129 247V245L130 244H127V242H124V241H122V239L123 240H125L124 238L125 237H122L123 236V232H125L126 230L125 229H128V228H125V227H128L129 226V234H127V235H130V233H131V235L130 236H132V238H134L135 240H138V239H140L139 241L140 242H142L141 243V246L143 245V246H145V247H149V248H147L148 250H152L151 252H153L155 249H152V248H154V246H156V244H158L159 245V243L160 242H158V243H153V242H157V241H163V240H161V239H163V238H158V237H156L157 235L156 234H159V233H157V231H156V229H155V227H153L152 228V226H154L155 224H153V223H149V222H152V220H148V218H152L151 216H152V212H154V210H156V208L157 207H160L159 205H161V204H159V202H160V199H159V195L157 196V194L160 192V191H157L158 190V188L157 187H155L156 185H154L153 184V187H149L150 185H148V186H146V185H142V183H143V181H145V180H143L142 181V183H138V182H135V183H133L132 182V184H135L134 185V187L135 186H137V187H135L136 189H132V188H130L132 185H131V181H133L135 178H136V176H133L134 174H131L130 176L128 175V174H126L124 177H127V179L126 178H124L123 177V175L126 173L125 172V170H124V174H123V171H121V169H124L123 167H124V164L125 163H123V161L124 160H126L127 161V163H128V157L130 156V157H132L133 155L132 154H130L129 156L127 155V153H125V152H127V151H123V149L124 148H126V145L125 144H123L122 142V144L121 143H118V141H120L118 138H114L113 137V134H110L109 133V135H111L110 136V139H111V137L112 138H114V139H111L112 141H110V143L108 144L107 143V145L108 146H111V144L114 142H116V141H114V140H118L116 143L118 144H116L115 143V145H117V146H121V147H123L124 146V148H121L120 146L117 148V146H115V149H114V146H113V148L112 147H110V149L109 148H105L106 146H104L105 144L103 143L102 144V146H103V148L104 149H106L107 150V152H106V154H104L105 153V151H104V153H102L103 155H104V159H107L105 156L107 155V154H109L108 156H109V161L108 162H106L107 160H104L105 162H103L102 161V159L103 158H96L95 156H93V154L92 153H90V151L92 150V149H90V148H88V147H90V146H95V144H92L91 145V143H93V142H96V141H99V140H96L97 139V135L99 136L100 135V133H99V131L101 132L103 129L102 128H100L101 130H99V127H98V129L97 128H95L96 130H97V132H96V130H94V129H91V128H94V127H91V128H89V129H87V130H84V129H86V128H79L81 131H79V129H78V135L75 133L74 135L75 136H73V135H71L70 136V134H68V133H65V130H63L64 132H61V134L62 135H59L58 136V138H61L60 140L59 139H56V140H53V141H47L48 140V138L46 139V137L44 138V136H43V138H42V133L45 131V127L44 126H41V125H43V124H46L47 125V128H48V126L51 124H48L49 122H47V121H50V122H53V126L52 125H50V128H49V130L50 131H54V130H56L55 129V127L57 128L60 124L58 123V122H60L59 120L61 119L60 117H58V115H55V114H57V112H58V109H57V112L56 111H54L53 112V110H54V108H52V107H50L51 106V104L52 103H50L49 101H51L52 99L54 100V98H51V96H53L54 97V95L56 94V93H63V92H59V91H57V89H61L60 91H62V89L63 88H61V87H59L58 86V88L57 89H51V90H53V92L51 91V90H46L45 89V87L43 88V90L41 89H38V88H41L42 87V85H39V86H37L38 88H35V87H33ZM70 86V85H69ZM73 86V85H72ZM88 86V87H89ZM195 86H197V85H195ZM31 87V86H30ZM131 87V86H130ZM156 87V86H155ZM190 87V86H189ZM27 88V87H26ZM66 88V87H65ZM81 88V87H80ZM141 88V87H140ZM159 87H157V89H158ZM160 88H159V90H160ZM186 88V87H185ZM191 88V87H190ZM190 88H188V89H190ZM195 88V87H194ZM1 89V88H0ZM7 89H9V87H7ZM76 89V90H77ZM193 89V88H192ZM40 90V91H39ZM54 90H56V93L54 94ZM65 90V89H64ZM106 90H108V92H109V90H110V88H106ZM139 90V89H138ZM2 91V90H1ZM6 91V90H5ZM49 91H51V92H49ZM9 92V91H8ZM12 92V91H11ZM44 92H47V94H48V92L49 93H51L52 95H50V94H45ZM107 92V93H108ZM143 92H145V91H143ZM151 92H154V91H152L151 90ZM164 92H165V94H164ZM5 93V92H4ZM67 93V92H66ZM154 93H156V92H154ZM40 94H42V96H40ZM64 94V93H63ZM118 94H120V93H118ZM141 94V93H140ZM194 94V95H193ZM6 95V94H5ZM13 95V94H12ZM30 95V96H29ZM43 95H45V96H43ZM47 95V96H46ZM88 95V96H87ZM108 95L110 96V92L108 93ZM122 95V94H121ZM157 95V94H156ZM174 95H176V96H174ZM0 96H3V95H0ZM35 96H36V98H35ZM39 96H40V99H39ZM57 96V94L55 95V97ZM103 96L102 97H100V99L101 98H103ZM107 96V95H106ZM159 96V95H158ZM173 96V97H172ZM4 97H6L7 98V96H4ZM29 97V98H28ZM38 97V98H37ZM62 97V96H61ZM60 97V98H61ZM67 97V96H66ZM69 97V96H68ZM82 97V98H83ZM91 97V96H90ZM161 97V96H160ZM13 98V97H12ZM50 98H51V100H50ZM106 98H109V97H106ZM157 98V97H156ZM175 100H174V99ZM4 99V98H3ZM7 99H9V98H7ZM18 99V100H19ZM49 99V100H48ZM63 99H65V98H63ZM87 99H85V100H87ZM94 101H93V100ZM104 100H105V98H103ZM155 99V98H154ZM171 99V100H170ZM173 99V100H172ZM199 100V101H197V100ZM5 100V99H4ZM9 100H12V99H9ZM17 99H15V101H16ZM43 100H45V101H43ZM48 100V101H47ZM91 100V101H90ZM104 100H100V101H104ZM107 100V99H106ZM157 100V99H156ZM187 100V101H186ZM215 100V99H214ZM3 100L1 99V101L0 102H2ZM61 101V100H60ZM59 101V102H60ZM173 101H175V102H173ZM179 101V100H178ZM3 102H5V101H3ZM14 102V101H13ZM52 102V101H51ZM71 102V101H70ZM105 102V101H104ZM155 102V101H154ZM158 102L159 101H157V104H158ZM5 103H12L11 101H9V102H5ZM15 103V102H14ZM103 103V102H102ZM106 103H108V101L106 102ZM178 103V102H177ZM188 103V104H189ZM203 103V102H202ZM63 104H65V103H63ZM69 104V103H68ZM72 104V103H71ZM109 104V103H108ZM160 104H163V103H160ZM0 105H3V106H5L6 104H0ZM8 105V104H7ZM11 105V104H10ZM12 105H14V104H12ZM67 105V104H66ZM166 105H169L168 103H166ZM173 105H176L175 107H171V106H173ZM15 106V105H14ZM73 106V105H72ZM86 106H88V105H86ZM160 106V105H159ZM1 107V106H0ZM114 107H115V105H114ZM114 107H112V108H114ZM154 107H158L156 104H155V106ZM162 107V106H161ZM161 107H159V108H161ZM171 107V108H170ZM187 107V106H186ZM75 108V107H74ZM87 108V114H85L86 116H88L89 117V115L91 114V117L96 113V110H95V113H94V110H92L93 112L92 113H94L93 115H92V113H91V111H88L89 110V107H86ZM98 108V107H97ZM108 108V107H107ZM163 108V107H162ZM181 108V107H180ZM193 108H192V110H193ZM3 109V108H2ZM10 109V110H11ZM13 109H15V110H13ZM53 109V110H52ZM156 109V108H155ZM154 109V110H155ZM178 109V110H177ZM184 109V108H183ZM196 109H198V108H195V110ZM200 109V108H199ZM204 109V108H203ZM203 109H201V110H203ZM9 110V109H8ZM69 110V109H68ZM74 110V109H73ZM99 109H97V111H98ZM101 110H103V109H101ZM143 110V109H142ZM211 110V109H210ZM209 110V111H210ZM100 111V110H99ZM104 111V110H103ZM115 111H116V109H115ZM146 111V110H145ZM152 111V110H151ZM161 111H163V110H161ZM194 111V110H193ZM198 111V110H197ZM56 112V113H55ZM60 112V111H59ZM107 112H110V111H107ZM143 112V111H142ZM11 113V112H10ZM24 113V114H23ZM27 113V114H26ZM116 113V112H115ZM118 113V112H117ZM124 113V112H123ZM157 113V112H156ZM167 113V112H166ZM193 113H195V112H193ZM197 113V112H196ZM201 113V112H200ZM22 115V118L19 116V115ZM69 114V113H68ZM76 114V113H75ZM97 114V113H96ZM109 114V113H108ZM108 114H106L107 116H108ZM113 114V113H112ZM158 114H160V113H158ZM213 114V113H212ZM26 116V117H24L23 118V116ZM77 115V114H76ZM123 115V114H122ZM80 116V115H79ZM95 116H97V115H95ZM100 117H101V115H99ZM98 116V117H99ZM106 116V117H107ZM151 116H153L152 114H151ZM155 116H157V114L155 115ZM160 116V115H159ZM197 116V115H196ZM66 117V116H65ZM72 117V116H71ZM103 117H104V115H103ZM103 117H101V118H103ZM121 117V116H120ZM150 117V116H149ZM161 117V116H160ZM163 118H164V115L162 116ZM198 117V116H197ZM3 118V117H2ZM14 118V117H13ZM28 120V121H25L26 119ZM82 118V117H81ZM90 118V117H89ZM94 118V117H93ZM93 118L91 119V120H93ZM115 118H117V117H115ZM153 118V117H152ZM152 118H150V119H152ZM165 118V119H166ZM180 118L181 119H183V121H181L180 120ZM192 118V117H191ZM30 119V120H29ZM64 118H62V120H63ZM80 119V118H79ZM85 118H83V120H84ZM88 119V118H87ZM96 119V118H95ZM109 119V118H108ZM114 119V118H113ZM155 119H157L156 117H155ZM162 119V118H161ZM165 119L162 121V123L165 121ZM61 120V121H62ZM76 121H77V119H75ZM98 120V119H97ZM99 120H101V119H99ZM148 120V119H147ZM158 120V119H157ZM167 120V119H166ZM195 120V121H194ZM14 121H15V119H14ZM21 121L23 122V121H25V123H21ZM45 121H46V123H45ZM56 121H58L57 123H54V122H56ZM89 121H90V119H89ZM103 121L104 120H102V123L101 124H104L103 123ZM108 121V120H107ZM160 121V120H159ZM82 122V121H81ZM84 122V121H83ZM94 122V121H93ZM97 122V121H96ZM96 122H94V123H96ZM151 122V121H150ZM157 122V121H156ZM167 122V123H168ZM182 124H181V123ZM209 122V121H208ZM246 122V121H245ZM76 123V122H75ZM100 123V122H99ZM165 123V122H164ZM180 123V124H179ZM13 124V123H12ZM11 124V125H12ZM62 124V123H61ZM101 124H100V126H101ZM161 124V123H160ZM243 124V123H242ZM241 124V125H242ZM54 125H56V126H54ZM82 125H85V124H82ZM97 125V124H96ZM114 125V124H113ZM120 125V124H119ZM178 125H180V127L178 126ZM181 125H182V128H181ZM244 125V124H243ZM8 126V125H7ZM52 126V127H51ZM150 126V125H149ZM153 126V125H152ZM168 126H167V128H168ZM10 127V130L12 129V127H15V129L16 128H18L19 126H16V125H13V126H9ZM85 127V126H84ZM101 127H103V125L101 126ZM113 127V126H112ZM158 127V126H157ZM221 127V126H220ZM237 127V126H236ZM240 127V126H239ZM33 128L35 129V130H33ZM77 128V127H76ZM116 128H119V127H117L116 126ZM116 128H115V130H116ZM128 128V127H127ZM126 128V129H127ZM151 128V127H150ZM162 128V127H161ZM166 128V129H167ZM182 129V131L180 132V130ZM9 128H6V130H8ZM63 129V128H62ZM112 129V128H111ZM143 129V128H142ZM151 129H153V128H151ZM217 129V128H216ZM6 130L4 131V133L6 132ZM88 130H94L93 132L92 131H88ZM112 130H114V129H112ZM29 131V132H30ZM62 131V130H61ZM86 131V132H85ZM127 131V130H126ZM203 132V133H201V132ZM27 132V131H26ZM67 132V131H66ZM102 132H107L106 130L105 131H102ZM115 132V131H114ZM182 133L181 135H179L178 133ZM208 132V131H207ZM210 132V131H209ZM99 133V134H98ZM112 133V132H111ZM119 133V132H118ZM121 133L122 134H124V132H122L121 131ZM127 133V132H126ZM148 133H150V132H148ZM22 134V133H21ZM66 134H68V135H66ZM116 134V133H115ZM114 134V135H115ZM202 134V135H201ZM10 135V134H9ZM12 135V134H11ZM26 135V134H25ZM66 135V136H65ZM103 135H106V134H103ZM108 135V134H107ZM154 135V134H153ZM179 135V136H178ZM189 135V138H187V139H184V136L185 137H187V136ZM3 136V134L0 136V137H2ZM8 136V135H7ZM27 136V135H26ZM61 136V137H60ZM183 136V137H182ZM215 136V135H214ZM101 137H102V135H101ZM108 137V136H107ZM118 137V136H117ZM129 137V136H128ZM150 137H152V136H150ZM171 137V136H170ZM182 137V138H181ZM208 137V136H207ZM3 138H5V135L3 136ZM96 138V139H95ZM106 138V137H105ZM127 138V137H126ZM155 138V137H154ZM173 138V137H172ZM38 139V140H37ZM53 139H55L54 137H53ZM171 139V138H170ZM213 139H215V138H213ZM57 140H59V141H57ZM96 140V141H95ZM124 140H126V139H124ZM149 140V139H148ZM197 140V139H196ZM7 141V140H6ZM33 141V140H32ZM166 141H168V140H166ZM200 140H198V142H199ZM2 142L3 141H1V139H0V152H1V154L0 155H3L2 157H6V158H3V159H8L7 157H10V156H5L4 154H6V153H8V155H10L11 153L10 152H12V151H7V149L9 150V145H7V144H5V143H8V142H3V144H5V145H3L2 144ZM190 142H192V141H190ZM201 142H202V140H201ZM213 142H214V140H213ZM106 143V142H105ZM125 143V142H124ZM129 143V142H128ZM171 143H173V142H171ZM185 143V142H184ZM193 143V142H192ZM98 144H101V143H98ZM97 144V145H98ZM187 144H189V143H187ZM199 144V143H198ZM90 145V146H89ZM123 145V146H122ZM191 145V144H190ZM194 145V144H193ZM213 145H215V144H213ZM101 146V145H100ZM99 146V147H100ZM107 146V147H108ZM167 146V145H166ZM171 147H175V146H172V145H170ZM195 146V145H194ZM264 146V145H263ZM6 147H8V148H6ZM99 147L97 148V149H99ZM132 147V146H131ZM131 147H129V148H131ZM84 148H86L85 150H88L87 151V153L85 152V153H80V151H82V149H84ZM101 148V147H100ZM117 148V149H116ZM167 148V147H166ZM214 148H215V146H214ZM94 149H96V147H94ZM121 149H122V151H121ZM171 148H169L168 150H170ZM179 149V150H178ZM263 149V148H262ZM261 149V150H262ZM63 152L62 154L63 155H61L60 153L61 152ZM96 150H94V152H95ZM117 151H121V153H125L126 155H127V157L126 156H124V157H121V156H123L122 154H119ZM155 151V150H154ZM208 151V150H207ZM41 152V153H40ZM132 152V151H131ZM165 152V151H164ZM89 153L91 154V156H89ZM38 154V155H39ZM59 154V155H58ZM119 154V155H118ZM169 153H167V155H168ZM171 154V153H170ZM186 154H188V153H186ZM258 154V153H257ZM7 155V154H6ZM44 155H46V156H44ZM132 155V156H131ZM210 155V154H209ZM87 156H89L88 157V159L90 160V161H92L91 159H93V160H96L94 163H92V166L90 167V166H86L85 167V169H84V171L82 172L81 170H80V168H79V165L80 164H82L83 162H85V160H86V158H87ZM193 156V155H192ZM259 156V155H258ZM1 157V158H2ZM12 157V156H11ZM47 157V158H46ZM91 157H94V158H91ZM117 157V158H116ZM120 159H122V158H128V159H122V160H120ZM188 156L186 155V158H187ZM39 158H41V155H40V157ZM91 158V159H90ZM135 157H133V159H134ZM171 158V157H170ZM261 158H264V157H261ZM12 159L13 158H10V160L12 161ZM42 159V158H41ZM42 160L43 161V164H44V161L45 160ZM97 159H99V160H101V161H97ZM131 159V158H130ZM133 159H132V161H133ZM189 159V158H188ZM193 159V158H192ZM89 160H88V162H89ZM121 162H120V161ZM172 160V159H171ZM256 160V159H255ZM4 162H5V160H3ZM14 161V160H13ZM42 161H40V163L42 162ZM47 161V162H48ZM139 161H142V160H139ZM181 161V160H180ZM194 161V160H193ZM6 162H8V161H6ZM46 162V161H45ZM51 162V161H50ZM49 162V163H50ZM59 162V161H58ZM104 163V165H102L103 163ZM203 162V161H202ZM238 162V161H237ZM255 162H258V160L257 161H255ZM9 163V162H8ZM101 163V164H100ZM169 163V162H168ZM258 163H261L260 161L258 162ZM58 164V163H57ZM130 164V163H129ZM128 164V165H129ZM170 164V166L172 165L171 163H169ZM192 164V163H191ZM202 164V163H201ZM255 164V163H254ZM257 164V163H256ZM255 164V165H256ZM6 165H7V163H6ZM12 165H14V164H12ZM35 165H38V164H35ZM50 165H52L51 163H50ZM56 165V164H55ZM261 165V164H260ZM8 166H10V165H8ZM39 166V165H38ZM126 166H127V164H126ZM138 166V165H137ZM173 166V165H172ZM199 166V165H198ZM201 166V165H200ZM199 166V167H200ZM262 166V165H261ZM261 166L259 167V169H261ZM144 167H146V166H144ZM174 167H176V166H174ZM256 167V166H255ZM57 168V169H56ZM183 168V167H182ZM191 168V167H190ZM41 169H42V167L41 168H39V171H41ZM126 169V168H125ZM193 169V168H192ZM195 169V168H194ZM37 170H38V167H37ZM179 170V169H178ZM264 170V169H263ZM39 171H37V172H35V173H38ZM42 171H43V169H42ZM42 171H41V173L39 172L38 174H39V176L36 178V180H35V182H36V184H37V187L38 188H40V189H42V188H44L43 187V185H45V186H47L46 184H49L48 182H52V181H48V179H46L45 177H43V176H46L47 177V175H44V174H46L45 172H44V174L42 173ZM53 171V172H52ZM56 171V172H55ZM149 171V170H148ZM160 171H162V170H160ZM164 171V170H163ZM54 172H55V174H54ZM179 172H181V171H179ZM183 172H185V171H183ZM226 172V171H225ZM256 172V171H255ZM258 172V171H257ZM263 172V171H262ZM134 173V172H133ZM162 173V172H161ZM182 173V172H181ZM180 173V174H181ZM199 173V172H198ZM40 174H43V175H40ZM130 174V173H129ZM165 174H167V173H165ZM186 174V173H185ZM189 174V173H188ZM196 174V173H195ZM234 173H232V175H233ZM190 175H192V173L190 174ZM256 174H254V176H255ZM262 175V174H261ZM131 176H133L134 178L133 179H131L132 177ZM162 176V175H161ZM164 176V175H163ZM263 176V175H262ZM138 177V176H137ZM185 177V176H184ZM29 178V177H28ZM139 178V177H138ZM141 178V177H140ZM139 178V179H140ZM159 177H157V179H158ZM163 178V177H162ZM165 178V177H164ZM169 178V177H168ZM167 178V179H168ZM177 178H179V176H178V174H177ZM200 178V177H199ZM26 179V178H25ZM44 179H46L45 181H47L45 184H44ZM170 179V178H169ZM168 179V180H169ZM193 179V178H192ZM261 179H263V178H261ZM57 180H54V181H57ZM125 180H128V181H125ZM161 180H163V179H161ZM27 181H28V179H27ZM30 181H33L31 178H30ZM29 181V182H30ZM185 181V180H184ZM235 181V180H234ZM262 181V183H263V181L264 180H261ZM29 182H27V183H29ZM34 182V183H35ZM126 182H129V183H126ZM169 182V181H168ZM167 182V183H168ZM187 182V181H186ZM190 182V181H189ZM195 182V181H194ZM258 182V181H257ZM257 182H255V183H257ZM33 183V182H32ZM34 183H33V185H34ZM53 183H55V182H53ZM136 183H138V184H136ZM147 183V182H146ZM230 183H233V180H232V178H231V181H230ZM25 184L26 183H23V185L25 186ZM66 184H67V186H66ZM73 184V185H72ZM139 184H141V185H139ZM169 184V183H168ZM174 184V183H173ZM57 185H58V183H57ZM62 185H60L59 184V186L60 187H62ZM131 185V186H130ZM181 185V184H180ZM194 185V184H193ZM229 185H231V184H229ZM32 186V185H31ZM56 186V185H55ZM58 186V187H59ZM130 186V187H129ZM233 185H231V187H232ZM253 186H256V185H253ZM262 186V185H261ZM28 187V186H27ZM32 187H36L35 185L34 186H32ZM32 187H30L32 190L30 191L31 192V194L30 195H33L32 193H34V195L37 193L36 191H35V189H33ZM49 187V186H48ZM59 187V188H60ZM129 187V188H128ZM159 187V186H158ZM193 187V186H192ZM196 187V186H195ZM230 187V186H229ZM234 187V186H233ZM258 187V186H257ZM262 187H264V186H262ZM0 188H1V186H0ZM26 188V187H25ZM44 189H48V188H44ZM61 189V188H60ZM67 189H71L72 190V187L71 188H69V187H67ZM120 189H121V191H120ZM123 189L126 191V192H123ZM134 190L133 192H132V190ZM26 190V189H25ZM37 190V189H36ZM50 190V189H49ZM63 190V189H62ZM71 190H69L68 192L69 193H67V192H65V193H67V195H70L71 193H74L75 194V190H74V192H72ZM131 190V192H129V191ZM199 190V189H198ZM229 190H231V189H229ZM1 191H4V190H2V188H1ZM34 191V192H33ZM161 191H163L164 193H165V190H161ZM176 191V190H175ZM232 192H233V188H232V190H231ZM230 191V192H231ZM253 191H254V189H253ZM256 192H257V190H255ZM254 191V192H255ZM29 192V191H28ZM47 192H49V191H47ZM71 192V193H70ZM77 192V191H76ZM120 192H123V193H120ZM182 192V191H181ZM187 192V191H186ZM253 192V193H254ZM256 192H255V194H256ZM64 193V194H65ZM122 194V195H119V194ZM176 193V195H177V192H175ZM174 193V194H175ZM182 193H185V192H182ZM237 193V192H236ZM1 194V193H0ZM48 194V193H47ZM51 194V193H50ZM62 194V193H61ZM77 194V193H76ZM125 194V195H124ZM173 194V193H172ZM186 194V193H185ZM184 194V195H185ZM2 195H5V194H2ZM37 195H38V193H37ZM49 195V194H48ZM82 195V196H81ZM165 195V194H164ZM164 195L162 194V197H164ZM187 195V194H186ZM262 195V194H261ZM12 196V195H11ZM51 196V195H50ZM80 196V197H79ZM166 196H167V194H166ZM256 196V195H255ZM4 197H6V196H4ZM27 197V196H26ZM30 197H32V196H30ZM34 197H36V196H34ZM176 197V196H175ZM180 197V196H179ZM181 197H183V196H181ZM60 198V197H59ZM172 198V197H171ZM257 198H260L259 196L257 197ZM9 199H13V198H9ZM34 199H36V198H34ZM33 199V200H34ZM163 199V198H162ZM173 199V198H172ZM196 199V198H195ZM27 200V199H26ZM31 200V199H30ZM29 200V201H30ZM32 200V201H33ZM37 200V199H36ZM61 200H63V201H61ZM258 200V199H257ZM263 200V199H262ZM10 201H13V200H10ZM28 201V202H29ZM66 203H65V202ZM126 201H128V203L129 202H131V201H134V202H132L133 204H130L131 205V208H129L128 207V205H127V202ZM163 201V200H162ZM173 201V200H172ZM191 201V200H190ZM230 201H232V200H230ZM256 201V200H255ZM259 201H260V199H259ZM115 203V202H117V204H119V205H116V204H114V206H116V207H114L113 206V203ZM258 202V201H257ZM263 201H261V203H262ZM15 203H17V202H15ZM31 203H33V202H31L30 201V204ZM40 203H41V201H40ZM56 203V202H55ZM120 203H125V204H122V206L124 205V206H126V207H128V209H124L125 211L127 210H132V208L133 209H135L134 210V212H133V210H132V213H135L136 212V210H139V211H143V213L145 214V215H143V217H145L146 216V218H145V221L146 222H148V224H146V223H142V224H140L141 223V221H139L140 223H137L138 221L135 219L136 217L135 216H137V215H135V214H132V213H130L129 211L128 212H125V211H123V212H125L126 213V215H128V217H129V219L127 218V216L126 215H124V214H122V215H124V216H126V218H124V219H126L125 221H127V219H128V221L127 222H124V220L123 219H121V218H119L120 220H122V224H120L121 225V227H123V228H120L119 226H118V223H116V225H117V227H119V229L118 228H116L115 227V223L113 224V226L111 225L112 223H111V219L109 220V218H108V214H106L107 212L110 214H113V211L116 213V212H118V209H119V207H120ZM160 203H162V202H160ZM180 203V202H179ZM178 203V204H179ZM183 203V202H182ZM230 203V202H229ZM260 203V204H261ZM29 204V206H31ZM106 204H107V206H108V204H112L111 205V208H105L106 207ZM195 204V203H194ZM4 205V204H3ZM8 205V204H7ZM37 205V204H36ZM58 205V204H57ZM129 205V206H130ZM258 205H259V203H258ZM261 205H263V204H261ZM13 206V205H12ZM25 206V205H24ZM23 206V207H24ZM26 206H28V205H26ZM35 206V205H34ZM60 206V205H59ZM59 206H57V207H59ZM133 206V207H132ZM178 206V205H177ZM179 206H180V204H179ZM264 206V205H263ZM13 207H16V205L15 206H13ZM17 207H18V205H17ZM118 207V208H117ZM165 207V206H164ZM171 207V206H170ZM180 207H182V206H180ZM186 207V206H185ZM27 209H29L28 207H26ZM36 208V207H35ZM60 208H61V206H60ZM115 208H117V210L115 209ZM173 208V207H172ZM234 208V207H233ZM244 208V207H243ZM105 209H108L107 211L105 210ZM112 209H114V210H112ZM255 209V208H254ZM44 210H46V209H44ZM109 210H111L112 212H109ZM120 210V209H119ZM161 210V209H160ZM171 210V209H170ZM179 210V209H178ZM18 211H20V210H18ZM37 211V210H36ZM62 211V212H63ZM139 211H137V212H139ZM169 211V210H168ZM232 211H234V210H232ZM247 211V210H246ZM245 211V212H246ZM263 211V210H262ZM27 212H29V211H27ZM48 212V211H47ZM61 212V213H62ZM66 212V213H67ZM106 212V213H105ZM136 212V213H137ZM242 212H243V210H242ZM20 213H21V211H20ZM43 213V212H42ZM118 213H120V212H118ZM233 213V212H232ZM24 214V213H23ZM22 214V215H23ZM29 214V213H28ZM67 214V216H69ZM117 214V213H116ZM132 214V215H131ZM27 215V214H26ZM42 215H44V214H42ZM66 215V214H65ZM106 215V216H105ZM151 215V216H150ZM231 215V214H230ZM236 214H234L233 216H235ZM50 217H51V215H49ZM110 216V215H109ZM130 216H132L131 218L132 219H130ZM140 216H141V214H140ZM232 216V215H231ZM238 216V215H237ZM249 216V215H248ZM262 216V215H261ZM27 217V216H26ZM73 217V218H72ZM105 217H107L108 219L107 220H109L110 221V223L111 224H108L107 223V225L104 223L105 222V220H106V218ZM122 217V216H121ZM250 217V216H249ZM255 217V216H254ZM69 218V217H68ZM123 218V217H122ZM133 218H134V220H136L135 222L136 223H134L133 221ZM154 218V217H153ZM238 218V217H237ZM245 218H246V216H245ZM2 219L3 218H1V221H2ZM51 219V218H50ZM54 219V218H53ZM52 219V220H53ZM118 219V218H117ZM147 219V220H146ZM251 219V218H250ZM257 219V218H256ZM27 220H28V218H27ZM49 220V219H48ZM57 220V219H56ZM70 220V218L68 219V221ZM106 220V221H107ZM132 222H131V221ZM175 220H176V218H175ZM47 221V220H46ZM51 221V220H50ZM109 221H107V222H109ZM143 221V220H142ZM167 221V220H166ZM245 221H247V220H245ZM251 221V220H250ZM262 221V220H261ZM5 222V221H4ZM37 222V221H36ZM53 222H54V220H53ZM56 222H58V221H56ZM69 222H71V221H69ZM68 222V223H69ZM130 224H129V223ZM202 222V221H201ZM241 222V221H240ZM247 222H249V220L247 221ZM255 222V221H254ZM260 222V221H259ZM263 222V221H262ZM2 222H0V224H1ZM47 223V222H46ZM64 223V222H63ZM126 223H128V224H126ZM203 223V222H202ZM209 223H211V222H209ZM250 223V222H249ZM6 224H7V222H6ZM43 224H45V221H44V223ZM52 224V223H51ZM124 224H126L125 226H124ZM140 224V225H139ZM145 224V225H144ZM153 224V225H152ZM53 225V224H52ZM51 225V226H52ZM143 225L145 226V227H143ZM149 225H152L151 226V228L149 227V228H147L146 226H149ZM243 225H245V224H243ZM249 225V224H248ZM3 226V225H2ZM138 226H142V228H140V229H142V230H140L139 229V227ZM209 226V225H208ZM213 226V224L210 226V228ZM7 227V226H6ZM45 227H46V225H45ZM45 227H44V229H45ZM49 227V226H48ZM214 227V226H213ZM125 228V229H124ZM11 229V228H10ZM120 229H123L124 231H121ZM155 229V230H154ZM215 229V228H214ZM2 230V229H1ZM246 230V229H245ZM49 230H46V232H48ZM56 231V230H55ZM58 231H59V228H58ZM201 231H203V230H201ZM206 231V230H205ZM210 231V230H209ZM2 232H4V231H2ZM7 232H8V230H7ZM61 232V231H60ZM71 232H74V231H71ZM123 234H122V233ZM153 232H154V235H155V238H154V236H153ZM156 232V233H155ZM213 234H214V230H213V232H212ZM1 234V233H0ZM4 234V233H3ZM2 234V235H3ZM46 234V233H45ZM51 234H53V232H51L50 231V233H49V236L51 237H53L54 235H51ZM65 234H67V233H65ZM121 234V235H120ZM133 234H134V236H133ZM167 234V233H166ZM207 234V233H206ZM160 235V234H159ZM216 235V234H215ZM215 235H213V236H215ZM4 236V235H3ZM2 236V237H3ZM49 236H44V239H45V237H49ZM129 236V237H130ZM168 236V235H167ZM166 236V237H167ZM206 236V235H205ZM205 236H202L201 235V237H205ZM235 236V235H234ZM7 237V236H6ZM74 237V236H73ZM160 237V236H159ZM138 238V239H137ZM1 239V238H0ZM4 240L5 239H9V241L11 240L9 237L8 238H5V236H4V238H3ZM3 239H1V240H3ZM50 239H52V238H47V241L46 242H51V241H53V240H50ZM65 239V238H64ZM154 239H160V240H154ZM194 239V238H193ZM202 239V238H201ZM252 239V238H251ZM0 240V242H2ZM49 240V241H48ZM69 240V239H68ZM195 240V239H194ZM198 241L200 240V239H197ZM203 240V239H202ZM6 241V240H5ZM2 242L1 244H0V247L2 248V249H4L5 251H7V252H9V244H5V245H3V247H2V244H4V243H8V242ZM66 241V240H65ZM130 241V240H129ZM139 241H136V242H139ZM205 241V240H204ZM211 241H213V240H211ZM229 242H230V240H228ZM14 242V241H13ZM72 242V241H71ZM135 242V243H136ZM140 242H139V244H140ZM202 241L200 240V243H201ZM52 243V242H51ZM67 243V242H66ZM124 243H126L127 245H128V247H126L127 245L126 244H124ZM203 243V242H202ZM233 243V242H232ZM46 244V243H45ZM68 244V243H67ZM72 244V243H71ZM132 244V243H131ZM152 244H154V246L152 245ZM160 244H162V243H160ZM208 244V243H207ZM7 245V246H6ZM12 245V244H11ZM126 245V246H125ZM138 245V244H137ZM197 245H200V244H197ZM197 245H195L196 247H197ZM6 246V247H5ZM17 246V245H16ZM53 246V245H52ZM56 246V245H55ZM133 246H135V245H133ZM160 246V245H159ZM194 246V245H193ZM194 246V247H195ZM251 246V245H250ZM249 246V247H250ZM62 247V246H61ZM140 247V246H139ZM145 247H143L144 249H145ZM157 247V246H156ZM155 247V248H156ZM202 247V246H201ZM241 247H242V245H241ZM244 247V246H243ZM0 248V250H2ZM49 248V247H48ZM47 248V249H48ZM126 248H128L129 249V251H128V249H126ZM159 247H157L156 249H158ZM7 249V250H6ZM72 249V248H71ZM236 249H238V248H236ZM235 249V250H236ZM138 250V249H137ZM146 250V249H145ZM144 250V251H145ZM241 250V249H240ZM4 251V252H5ZM51 251V250H50ZM69 252H67V253H65V254H71V252H70V249L68 250ZM130 251H131V254H129L130 253ZM161 251V250H160ZM237 251H239V250H237ZM1 252V251H0ZM3 252V251H2ZM1 252V253H2ZM3 253V254H9V253ZM58 252V251H57ZM129 252V253H128ZM146 252H148L149 253V251H146ZM232 252V251H231ZM250 252V251H249ZM51 253H52V251H51ZM55 253V252H54ZM142 253H144V252H142ZM230 253V252H229ZM241 253V252H240ZM243 253H245V252H243ZM1 255V256H4V258H5V256H6V258L5 259H3L4 261L2 262V263H4V264H14V263H16L15 261H14V263L13 262H11L10 263V261H12L13 259H11V257L12 256H9L8 258H7V255ZM141 254V253H140ZM237 254H239V252H237ZM133 255H135L136 256V254H133ZM149 255H151V253H149ZM166 255H168V254H166ZM165 255V256H166ZM195 255V254H194ZM242 255V254H241ZM240 255V256H241ZM0 256V257H1ZM137 256H139V255H137ZM145 256H148V254L147 255H145ZM196 256V255H195ZM49 257V256H48ZM70 257V256H69ZM78 257V256H77ZM124 257H126V259L124 258ZM150 256H148V258H149ZM201 257H203V256H201ZM230 257H232V256H230ZM237 257V256H236ZM3 258V257H2ZM135 258H137V257H135ZM142 258V257H141ZM141 258H139L140 260H141ZM168 258V257H167ZM223 258V257H222ZM8 259V260H7ZM11 259V260H10ZM14 259H15V257H14ZM16 259H17V257H16ZM28 259V258H27ZM70 259H72V258H70ZM231 259V258H230ZM242 259V258H241ZM258 259V258H257ZM10 260V261H9ZM135 260H137V259H135ZM194 260V259H193ZM207 260V259H206ZM236 260H240V259H235V262H236ZM1 261V260H0ZM53 261V260H52ZM73 261H75V260H73L72 259V261H70V262H73ZM19 262H20V260H19ZM22 262V261H21ZM47 262H50V261H47ZM68 262V261H67ZM76 262V261H75ZM75 262H74V264H75ZM131 262H134V260L133 261H131ZM136 262V261H135ZM139 262V261H138ZM147 262V261H146ZM223 262V261H222ZM239 262V261H238ZM128 263H129V261H128ZM178 263V262H177ZM240 263V262H239ZM239 263H237V264H239ZM257 263V262H256ZM69 264H71V263H69ZM243 264V263H242Z\"/></svg>","mask_w":264,"mask_h":264}]
</instances>
